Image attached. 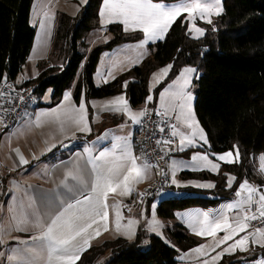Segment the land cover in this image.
Segmentation results:
<instances>
[{
	"label": "trees",
	"instance_id": "obj_1",
	"mask_svg": "<svg viewBox=\"0 0 264 264\" xmlns=\"http://www.w3.org/2000/svg\"><path fill=\"white\" fill-rule=\"evenodd\" d=\"M33 2L0 0V85L4 81H16L28 61L36 37L30 23ZM153 2L172 4L178 0ZM102 4L103 0H89L76 17L57 15L53 46L54 52L64 56V63L49 68L46 61L40 62L39 76L25 86L34 87L37 98L51 89L49 106H54L73 85L83 65L74 91L77 102L83 91L87 99L117 95L124 91L127 82L125 92L131 105L138 107L147 101L149 79L156 70L173 65L167 80L156 89L155 99L184 67L195 68L198 73L195 113L207 135L210 151L221 154L238 145L240 160L236 164H223L217 175L184 173L189 178L213 180L216 187L210 191L189 189L197 197L166 199L157 212L161 218L172 219L177 212L194 207L212 209L232 199L239 185L252 174V161L264 155V0H224V12L212 24L199 23L206 29L199 39L192 37L186 16L179 17L166 38L150 46L151 58L98 88L93 77L101 55L116 46L142 40L141 33H126L121 25H110L113 38L109 42L94 48L87 57L81 53L89 34L101 28ZM225 173L236 177L231 188L227 186ZM4 182L3 178L2 185ZM169 236L183 252L201 243L180 225L169 231ZM148 242L145 247L139 234L131 242L118 239L92 246L77 264H97L108 250L111 256L105 264H178L177 249L158 236H150ZM253 255L226 256L219 264L251 261L256 258Z\"/></svg>",
	"mask_w": 264,
	"mask_h": 264
},
{
	"label": "snow or ice",
	"instance_id": "obj_2",
	"mask_svg": "<svg viewBox=\"0 0 264 264\" xmlns=\"http://www.w3.org/2000/svg\"><path fill=\"white\" fill-rule=\"evenodd\" d=\"M82 2H86V0H82ZM222 11L221 0H178L176 4L171 6L154 3L153 0H103V7L99 14L102 25L118 22L123 25L125 32L140 31L143 33L144 40L140 44V47H143L148 41L163 39L175 21L185 13H187L186 20L191 22L189 31L194 33V38H199L204 35V29L195 25L196 19L199 18L208 24H212L211 17L213 15L219 16ZM44 16L46 19L50 18L48 12H45ZM44 27V23H40V28L44 29ZM172 67L173 65L169 64L160 69L159 72L153 75V80L166 77ZM196 71L195 68H185L180 74L178 88L170 92L171 97L178 101L172 107L173 111L179 109L176 115L177 121L182 122L187 129L191 130L189 135H185L176 131L175 124L171 126L173 129L171 135L173 137L180 135L179 146L181 150H183L186 142L188 145H194L197 136L204 144L208 143L199 121L195 118L191 104L194 97L191 92L187 91L191 84L192 74H195ZM124 87H127V82H125ZM166 95H169V93L165 92L160 95L161 106L165 105ZM70 96L71 93L66 94L64 100L69 101ZM152 99L153 97L149 95L146 102L150 103ZM95 106L93 105V107ZM60 108H63V105ZM104 108L105 110L126 112L135 123H140L141 118L148 111L147 108H144L139 112H132L123 95L104 102ZM167 111L166 108L165 115ZM68 113H75L74 116L70 117V121L77 130L81 132L91 131L87 122V107L83 100H81L79 106L65 109L64 114ZM61 115L60 109L41 113L35 120V126L42 127L43 123L46 122L44 118H47V120L59 123L60 131H63L65 121L61 119ZM0 123H3L2 119H0ZM160 131L163 132L164 128L161 127ZM157 143L170 145L172 141L158 140ZM13 151L18 156L19 163H28L19 148L13 149ZM119 151V156L115 155L114 149L110 153L101 152L89 161L92 164L94 179L87 192L76 188V185H83L84 180L79 167L74 165L61 181V185L65 189L64 195H73L68 196L67 200L57 201L55 211L44 215H34L30 219V215L33 214L16 208L10 209L13 213L10 225L12 231H28L29 225L38 231L31 235V243L29 241H19L24 247L12 250V253L7 256L8 264H77L83 252L91 247V240L98 238L102 232L110 230L108 223L109 195H129L133 190V185L146 178L150 166L147 163L138 164L137 160L139 158L126 145L120 148ZM239 158V146L234 145L233 150L215 156V160L218 162L209 159L206 154L195 155L192 160L194 163L201 161L211 171L218 172L221 167L219 162L231 165L238 163ZM259 160L260 171L264 173V155H261ZM225 176L227 177V186L231 188L236 177L227 173H225ZM69 180L74 181L75 184H69ZM172 182L176 183L175 179ZM195 186L202 188L215 187L211 183L196 184ZM76 191L80 192L79 197L74 195ZM235 195L240 199L227 204V211L221 210L215 215L209 212H201L192 217L193 223L190 226L194 234L201 237H212V251L222 245H228L217 255L211 257L212 261H218L225 253H233L237 249L242 252L248 251L250 244L264 248V226L257 227L251 223L260 220L264 225V190L244 180L239 185ZM115 207V230L120 232L123 216L119 201ZM234 209L239 214L230 217L228 213ZM101 223L102 227L97 226ZM134 223L137 222L129 220L127 226L130 228ZM159 226H161L160 222L156 219L153 211L150 230L159 234ZM250 228L251 231H249ZM8 232L9 227L0 222V243L4 242V236ZM221 232L224 235L217 238ZM241 233H244V235H241ZM229 241H232V243L229 244ZM208 248L209 244H202L194 251L203 256ZM203 264H210V261L204 260ZM258 264H264V259L258 260Z\"/></svg>",
	"mask_w": 264,
	"mask_h": 264
},
{
	"label": "crops",
	"instance_id": "obj_3",
	"mask_svg": "<svg viewBox=\"0 0 264 264\" xmlns=\"http://www.w3.org/2000/svg\"><path fill=\"white\" fill-rule=\"evenodd\" d=\"M80 1L82 2V0H34L31 9L30 23L36 30V37L28 61L23 66L19 76L16 78V82L23 83L35 80L40 74L38 64L42 61H46L49 68L59 66L56 64L57 57L54 55L53 46L57 15L59 13H68L72 17L77 16V14L80 13V7L73 6V4L79 3ZM160 4L171 6L176 3ZM66 5H70V12L63 10ZM102 7L103 4L101 9ZM45 12L49 13L50 18H45ZM182 16H187V13ZM212 17H214V15ZM40 23H44V29L40 28ZM188 23L190 27L191 22L188 21ZM199 23L208 24L197 18L195 25L199 26ZM100 24L101 28L92 31L87 37L85 47L83 48L84 51L87 52V55H89L88 53H90L96 46L106 44L113 38L109 33L110 25L118 24L123 27V25L118 22L102 25L101 17ZM126 33L141 32L129 31ZM190 33L192 35V32ZM205 33L206 32H204V35ZM141 34L142 40L137 43L122 44L101 55L93 77L94 85L96 87L99 88L111 83L119 76L127 73L134 67L141 65L143 61L152 56L150 46L163 41L167 35L166 34L163 39L148 41L143 47H140L141 42L144 40L143 33ZM192 37L194 38L193 35ZM100 40L103 41L101 44L94 45L95 42ZM134 44L139 45H137V47H131ZM87 55L85 56L87 57ZM78 79H76L73 85L64 93L58 104L49 106L52 102L53 94V91L49 89L44 96L40 98V104L37 105L36 103L30 109L25 119L17 127L8 132H0V222L6 227H9V232L4 236V242L0 243V254H2L0 255V264H8L7 256L12 253V250L22 249L24 247L19 241H29L31 243V235L38 231L31 227V225L28 226V231H12L10 225L12 223L11 218L13 213L10 209L16 208L18 210H24L26 213L33 214L30 215V219H32L34 215H44L45 213L55 211L57 201L67 200L68 196L73 195H64L65 189L62 187L61 181L65 178V174L72 169L74 165L79 167L80 174L84 180V184L76 185V188L87 192L94 179L92 164L89 163V161L98 156L101 152L110 153L115 149V155L119 156V149L126 145L130 148L131 152L139 158L137 160L138 164L146 163L142 155L136 151L133 144L134 126L137 123L132 121L126 112L105 110L104 102L123 95L128 102V107H130L134 113L149 107L147 104L148 102L141 106L133 107L127 93L125 92V87H123V92L101 99H87L86 93L83 91L79 102H77L74 97V91ZM105 81L107 82L105 83ZM68 93H71L70 100L65 101L64 97ZM81 100L84 101L87 107V122L91 129L90 132H81L71 124L70 117L74 116L75 113L64 114L65 109H69L72 106H79ZM61 105H63V108H60ZM93 105L96 106L93 107ZM54 109H60L62 114L61 119L65 121L63 131H60L59 123L47 120V118H44L46 122L43 123L42 127L35 126V120L41 113H48ZM16 148H19L25 159L28 160L27 164L19 163V158L13 151V149ZM180 161V157H173L172 159H169V164L173 167L178 166ZM180 171L182 170L176 172L179 173ZM155 176L156 171L150 166L147 170L146 178L139 183H135L133 185V190L129 195H109L108 223L110 230L102 232L98 238L92 239L91 247L99 246L105 242H111L118 239L134 241L137 238L142 222L144 223L143 219L144 216H146L144 214L147 212V216L148 214L151 216L150 210L153 206L152 202L148 204L147 209L142 215L125 214L123 212L122 204L136 192L143 189L155 178ZM3 178L5 182L2 185ZM68 183L75 184L72 180H69ZM171 188H173V186ZM74 195L79 197L80 192L76 191ZM170 198L173 197H167L166 199ZM118 201L123 216L120 232L115 230V205ZM129 220L136 221L137 223L132 224L129 228L127 226ZM97 226L102 227V223ZM182 226H184L189 233L194 234L193 229L186 223ZM241 235H244V233H241ZM236 238L238 239L239 237ZM170 245H172V243H170ZM91 247H89L87 251H89ZM87 251L83 252L82 256ZM189 252L191 251H188V253ZM239 253H241L243 257L253 254L256 255L254 261H244L240 264H258V260L264 259V248L253 246L251 244L248 251H241Z\"/></svg>",
	"mask_w": 264,
	"mask_h": 264
},
{
	"label": "rangeland",
	"instance_id": "obj_4",
	"mask_svg": "<svg viewBox=\"0 0 264 264\" xmlns=\"http://www.w3.org/2000/svg\"><path fill=\"white\" fill-rule=\"evenodd\" d=\"M88 2H89V0H86V2H84V3H82L80 1L79 3H74L73 6H78V7H80V10H82V8L84 6H86L88 4ZM221 5H222V8H223V11H222V13H223L224 12V0H221ZM69 6L70 5H66L63 8V10H65L67 12H70ZM37 8H38V6H37ZM51 9H52V7H51ZM80 10H79V12H80ZM64 14L69 15L68 13H64ZM216 17H218V16L214 15V17H211V18H213L212 21ZM197 27H200V28L204 29V32H206V29L203 26H200L199 25ZM93 35H95V34H93ZM192 35L194 36V33H192ZM200 37H203V36H200ZM90 41H92V40H90ZM102 42L103 41H101V40L100 41H97V42H95L94 45L101 44ZM135 43H137V42H135ZM134 45H136V46H134ZM134 45H132L131 47H137V45H139V44H134ZM83 48H81V50H80L81 53H83L84 55H87V52H85ZM54 53H55L54 55L57 57L56 64L59 65V66H62V63H64V56L63 55L61 56L60 53H58V52H54ZM88 54H90V53H88ZM149 58H151V57H149ZM164 67H162V68H164ZM162 68H159L158 70H156L151 75V77L149 79V84H148V89H149V92H150L149 95H151L153 97V99H152V101L150 103H147V104L149 105V107L154 106V107H158V108H165V109L167 108L176 117L177 113L179 112V109L177 108L175 111H173L172 110V107H173L174 103H178V101H175L171 97L170 92L173 91V90H175V88H178V81H180V74H181V72L185 68H193V67H191V66L184 67L180 71L179 75L173 81H171L161 91V93L159 94L158 98L155 99V91H156V89L162 83H164L167 80V78H168V76L170 74V71H169V73H168V75L166 77H159L158 79L153 80V75L155 73L159 72V70L162 69ZM82 69H83V65L81 66V68L79 70V73H78L76 79H78V78L81 77ZM197 77H198V73L196 71L195 74H192L191 84L187 88V91L191 92L192 96L194 97V99L191 102L194 113H195V101H196V89H197L196 81L198 80ZM165 92H168L169 95H166L165 96V105L164 106H161V103H160V95L162 93H165ZM40 102H41V99L38 98L37 101H36L37 105L40 104ZM195 118L197 119L196 113H195ZM200 127H201V125H200ZM176 131L178 133L185 134V135H189L190 132H191V130L190 129H187L183 125L182 122H179V128ZM204 134L206 135L205 131H204ZM206 137H207V135H206ZM179 141H180V135L178 134L177 136L174 137L173 153H172L170 159H172L173 157H180L181 158V161L179 163L180 167H179V165L173 167V166H170V164H168L169 165L168 166L169 167V172H170L172 181H173V179H175L176 183H173L172 182L173 188H169V189L164 190L163 193L159 197H157L154 200V202H152V205L153 206L151 207V210H150L151 211V216H149V214L147 216V212H146V214H144V215H146V216H144V219H143L144 220V223L142 222V225H141V227L139 229V232H138L141 235V237L143 238V241L145 242L144 243V246L145 247L148 246V244H149L148 241H149V237L150 236H158V237H160L168 246H170V247H172L174 249H177L179 251L178 252V256L176 257V260H177V263L178 264H203V261L204 260H209L210 261V264H219L226 256H232V254H234V255L239 254V255L243 256L241 253H239L241 251L239 249H237L233 253H225L222 256V258L219 259L218 261H212L211 260V257L217 255V253H219L220 251H222L223 248H226L228 246L227 244L222 245L220 248H216L215 251H212L211 250L212 237H206L205 238V237L197 236V235H195L193 233H190L193 237H195L196 239H198L201 243L197 247H195V248H193L191 250H188V251H191V252L188 253V251L183 252V251L179 250L178 248H176L174 242L172 241L171 237L169 236V231L175 230L176 229V226H178V225L182 226V225H184V223H186L190 228H192L190 226L193 223L192 217H194L197 213L209 212L210 214L215 215L216 213H218L221 210L227 211V209H226V205L227 204L234 203L238 199H240V198L236 197V195H234V197L232 199L222 202L216 208L204 209V208H200V207H194V208H189V209H186V210L177 212L175 214V217L172 218V219H164V218H161L158 215V212H157V209L158 208L157 207H159L158 205H160V203L162 201H164L167 197L168 198L169 197L180 198V199H182V198H188V197H197L195 194H192L188 190L189 189H196V190H206V191H210V190H214L215 187H216V183L213 180H210V179H208V180H202V179H197V178H189V177L183 175L184 173H202V172H205L207 174L217 175V174L220 173L222 165L225 164L224 162H219L221 164L220 169L218 170V172H213L208 167H205L204 164H203V162H201V161H196L195 163L193 162V160H192V157L193 156H195V155H205V154L209 156V159H212L214 162H218V161L215 160V156L216 155H219V154H214V153H212L210 151V145H209L208 138H207L208 143L207 144H204L203 141H201L199 139V137L197 136L195 138L194 145H188L187 142H186L183 150H181V148L179 146ZM221 154H223V153H221ZM260 156L261 155H258L252 161L251 168H250L252 174L246 180L249 182V184H251L253 186H256L258 188L261 186L260 189L263 188L262 190H264V173H262L260 171V160H259V157ZM239 160H240V158H239ZM176 162H177V158H176ZM178 170H182V171H180L178 173V172H176ZM231 176H233V175H231ZM234 182H233L232 186L234 185ZM208 183L214 184L215 187H212V188H202V187H196L195 186L196 184H208ZM169 191H171V192H169ZM153 211L155 212L156 219L160 222V225H161V226L158 227L159 234L157 232H154V231H151L150 230V226H151V222H152V216H153ZM238 214H239L238 211L235 210V209L228 213V215L230 217L236 216ZM222 235H224L223 232L219 233L217 238H219V236H222ZM170 243H172V245H170ZM228 243L230 244V243H232V241H229ZM202 244H209V248L205 250L206 251V254L203 255V256H201L200 254H198V253H196L194 251V249L198 248ZM173 246H175V247H173ZM110 256H111V252L109 250L106 251L105 254L98 259L97 264H105L106 261L109 259ZM253 256H255V254ZM254 260H252V261H254Z\"/></svg>",
	"mask_w": 264,
	"mask_h": 264
},
{
	"label": "built area",
	"instance_id": "obj_5",
	"mask_svg": "<svg viewBox=\"0 0 264 264\" xmlns=\"http://www.w3.org/2000/svg\"><path fill=\"white\" fill-rule=\"evenodd\" d=\"M25 83H18L14 80L4 81L0 85V119L3 121L0 123V132H8L17 127L36 104L37 97L34 94V87H26ZM146 108L148 109L146 115L141 118L140 123L134 126L133 144L145 162L156 171V176L143 189L123 202V212L127 215H142L149 203L159 197L164 190L173 186L168 167L174 146L171 126L175 124L177 130L179 122L169 110L165 115L163 108ZM161 127L164 128L163 132L160 131ZM158 140H171L172 143L170 145L158 144ZM251 223L257 227L264 226L260 220Z\"/></svg>",
	"mask_w": 264,
	"mask_h": 264
}]
</instances>
